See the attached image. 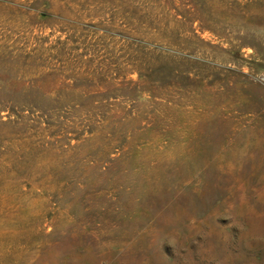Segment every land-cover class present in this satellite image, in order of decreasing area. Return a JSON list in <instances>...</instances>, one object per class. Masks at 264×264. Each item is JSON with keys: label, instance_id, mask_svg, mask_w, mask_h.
Returning a JSON list of instances; mask_svg holds the SVG:
<instances>
[{"label": "rangeland", "instance_id": "374dc122", "mask_svg": "<svg viewBox=\"0 0 264 264\" xmlns=\"http://www.w3.org/2000/svg\"><path fill=\"white\" fill-rule=\"evenodd\" d=\"M0 264H264V0H0Z\"/></svg>", "mask_w": 264, "mask_h": 264}]
</instances>
